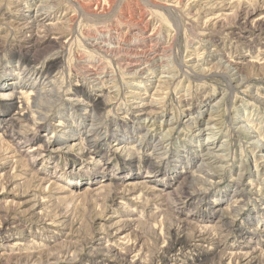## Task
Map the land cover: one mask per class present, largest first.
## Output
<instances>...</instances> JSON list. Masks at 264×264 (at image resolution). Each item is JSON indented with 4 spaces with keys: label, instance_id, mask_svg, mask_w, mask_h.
Wrapping results in <instances>:
<instances>
[{
    "label": "rangeland",
    "instance_id": "obj_1",
    "mask_svg": "<svg viewBox=\"0 0 264 264\" xmlns=\"http://www.w3.org/2000/svg\"><path fill=\"white\" fill-rule=\"evenodd\" d=\"M30 1L0 0V264H264V0ZM133 7L176 68L95 85L87 35Z\"/></svg>",
    "mask_w": 264,
    "mask_h": 264
},
{
    "label": "bare ground",
    "instance_id": "obj_2",
    "mask_svg": "<svg viewBox=\"0 0 264 264\" xmlns=\"http://www.w3.org/2000/svg\"><path fill=\"white\" fill-rule=\"evenodd\" d=\"M113 1L114 0H81L80 3L79 2L78 3L83 13L88 14V15H93V16H101L103 14L104 15L108 14V11L111 9V8L109 9V6H111V4H114ZM170 1L179 3L182 0H170ZM49 2H51V0L49 1L48 0H31L28 3L29 7H32V8L26 9V12L27 11L34 12L36 9L35 15L33 16V21L30 22V24L32 25L31 28H36L39 26L43 27L44 23L52 20L53 13L51 10L54 9V7L49 6L48 5ZM42 11H46V12H42ZM125 14L126 15L124 18L123 17L118 18L117 15L112 17V19H110L109 22L106 23L107 27L105 28L102 27L104 29H101V31L99 30L97 31V33L90 32L87 35V38H88L87 41L89 43V44L87 43L88 44L87 48H89L88 50H90L88 52L89 54H94V55L95 54L98 55L99 53V56H100L98 57L99 63L95 65L94 60L93 59L91 60V58L89 57L91 55H89L88 56L89 60L84 61L85 63L81 68H82V71L88 74L87 76L92 80L93 83H95V85H102L103 87V85L105 86L108 81L106 80L108 65L106 62H104V56H107V57H110V55H113V57L115 56L114 60L116 61L115 63L118 64L117 66H119L124 71V74L125 72L126 73L129 72L128 73L130 74L129 76L133 77V79L142 78V76L146 74L148 71H152V74H153L155 71L160 70L161 74H164V73H172L173 69L176 68V65L172 67L170 66V63L172 62H169V59H172L171 57L173 55V54L171 55L172 51H171L170 46L166 45L165 39L159 36L158 32L156 33V32L151 31L150 21L145 20V15L142 12V10H139L137 9V7H135L134 9L127 11ZM70 19L72 18L70 17ZM101 25H103V23ZM124 52H126V54L122 55L121 53H124ZM101 54H104V55L102 56ZM28 82L26 83H24V81L19 82L21 84L24 83L21 87L15 86L17 82L16 83L11 82L10 86L12 87L14 86V88H20L21 90L19 94H16L14 98L15 101H17L18 98L22 97L23 99H25L26 103L30 105L29 101L33 98L36 99V97L39 96V93L38 91H34L33 90L34 87L31 84H28ZM0 88H3V86ZM99 89L103 90V88H99ZM23 90H27L29 92L30 98L29 97L27 98V96L24 95L25 93L22 92ZM53 92L55 91L48 93V95L56 96L55 93ZM19 95L21 97H19ZM30 106L32 108V105ZM18 109L19 111H22L23 107L19 106ZM93 130H96V129H93ZM76 133L77 131L72 133V135H76ZM131 137L132 135H130L128 139H130ZM73 138L74 137H72V139ZM124 139H125V136H124ZM28 142H24L23 144H28ZM96 147L97 146H95V148ZM107 164L111 165V162H108ZM174 167H178L177 164H175ZM126 174L133 176V174L135 173L127 172ZM70 181H73L72 184L76 186V188L80 186L79 180H74L73 178H70ZM195 194L196 193L192 192V193H188L187 196L191 197V196H194Z\"/></svg>",
    "mask_w": 264,
    "mask_h": 264
}]
</instances>
